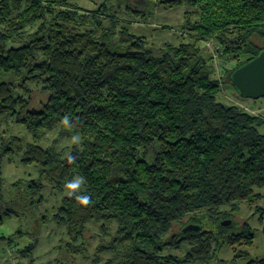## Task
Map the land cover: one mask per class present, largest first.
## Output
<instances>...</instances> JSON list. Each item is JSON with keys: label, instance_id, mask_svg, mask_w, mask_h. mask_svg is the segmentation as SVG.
<instances>
[{"label": "trees", "instance_id": "obj_1", "mask_svg": "<svg viewBox=\"0 0 264 264\" xmlns=\"http://www.w3.org/2000/svg\"><path fill=\"white\" fill-rule=\"evenodd\" d=\"M157 4L187 6L179 42L153 46L118 15L145 19ZM262 51L264 0H103L90 9L0 0V123L12 118L31 135L21 160L41 177L16 182L19 194L38 206L42 180L59 189L83 177L77 194L91 203L64 195L52 219L74 242L101 222L100 233H112L96 248L111 253L103 264H209L224 249L264 264L249 258L255 235L247 223L222 225L240 204L262 198L264 112L225 103L222 94ZM35 89L47 96L39 109L31 108ZM56 129L78 142L61 150L39 144ZM22 146L13 137L1 154ZM11 211L2 209L0 224ZM188 225L199 229L184 231ZM183 245V256L163 254Z\"/></svg>", "mask_w": 264, "mask_h": 264}, {"label": "rangeland", "instance_id": "obj_2", "mask_svg": "<svg viewBox=\"0 0 264 264\" xmlns=\"http://www.w3.org/2000/svg\"><path fill=\"white\" fill-rule=\"evenodd\" d=\"M69 1L90 9L96 7L103 0ZM186 9V5L169 7L168 4H157L152 14L145 19L134 20L133 18V21L122 13H118V15L121 19L125 18L127 24L132 28H138L140 33L146 35L149 43L154 46L162 42L177 43L180 41ZM162 26H166L167 29L160 31ZM155 28L156 30H154ZM203 43L208 53L215 58L216 66L221 67V62L216 58L218 45L212 40ZM222 94L225 103L242 104L252 110L264 111V97L256 100L243 98L235 87L227 82L223 86ZM46 99L45 94L35 89L32 94L31 108L39 109ZM13 137L22 140L23 150L17 151L16 149L10 155H2L1 148L9 145ZM72 141L73 137H63L60 130L56 129L39 144L55 145L57 150H61L70 146ZM30 142H32L31 135L27 133L23 125L16 123L14 119L8 118L0 123V212L2 209H7L9 212L14 209L10 216L2 213L0 264H95L94 258L98 256L102 259L99 264H103L106 259L111 257V253L108 250L99 253L96 248L100 245H107L111 240L112 233L103 236L100 233L101 222L88 223V229L84 236L74 242L66 229L59 227L52 219L55 207L59 205L62 197L67 195L66 187L55 189L46 180H42L45 188L41 191L42 202L38 206L34 200L19 194L16 182L41 179L38 167L27 165L21 160L24 148ZM150 152V157H152L156 153V147H153ZM23 186L24 184L20 183L19 188L22 194L25 191ZM258 192L262 196L259 202L242 203L235 212L230 211V208H225L227 212H232L231 220L233 222L231 221V223L236 224L234 226L239 228L247 223L255 235L254 246L249 249V258L264 257V188ZM179 229L180 226L176 225L173 231L176 232ZM69 243L78 247L83 246V249L78 248L82 251L71 250ZM186 249L185 245L180 249L165 248L163 254L183 256ZM234 256L235 251L224 249L218 253L217 259L209 264H245L248 261V259L242 258L235 259Z\"/></svg>", "mask_w": 264, "mask_h": 264}, {"label": "water", "instance_id": "obj_3", "mask_svg": "<svg viewBox=\"0 0 264 264\" xmlns=\"http://www.w3.org/2000/svg\"><path fill=\"white\" fill-rule=\"evenodd\" d=\"M231 80L241 97L253 100L264 97V51L237 68L232 73ZM230 223V220H225L222 225L227 226ZM197 229L199 226L188 225L184 231Z\"/></svg>", "mask_w": 264, "mask_h": 264}, {"label": "clouds", "instance_id": "obj_4", "mask_svg": "<svg viewBox=\"0 0 264 264\" xmlns=\"http://www.w3.org/2000/svg\"><path fill=\"white\" fill-rule=\"evenodd\" d=\"M63 125L66 127H71L69 124V118L65 116L62 121ZM79 137H73V142H78ZM73 157H68V162H73ZM84 183L83 177H77L74 180L66 183L65 187L67 189V195L72 197L74 196L75 199L84 206H88L91 203V198L88 195H78L77 193L80 191L82 184Z\"/></svg>", "mask_w": 264, "mask_h": 264}, {"label": "built area", "instance_id": "obj_5", "mask_svg": "<svg viewBox=\"0 0 264 264\" xmlns=\"http://www.w3.org/2000/svg\"><path fill=\"white\" fill-rule=\"evenodd\" d=\"M246 109L249 110L252 114H258V113L264 112V111L250 110L248 108Z\"/></svg>", "mask_w": 264, "mask_h": 264}]
</instances>
